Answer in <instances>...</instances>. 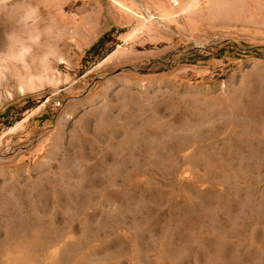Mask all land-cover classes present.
<instances>
[{"label":"rangeland","instance_id":"374dc122","mask_svg":"<svg viewBox=\"0 0 264 264\" xmlns=\"http://www.w3.org/2000/svg\"><path fill=\"white\" fill-rule=\"evenodd\" d=\"M264 0H0V264H264Z\"/></svg>","mask_w":264,"mask_h":264},{"label":"trees","instance_id":"16d2710c","mask_svg":"<svg viewBox=\"0 0 264 264\" xmlns=\"http://www.w3.org/2000/svg\"><path fill=\"white\" fill-rule=\"evenodd\" d=\"M209 55H203L200 59L207 60L211 56L219 57L222 54L224 55H255V56H264V45L260 46H251L247 44L235 45L234 43H225L219 47H214L210 50Z\"/></svg>","mask_w":264,"mask_h":264}]
</instances>
